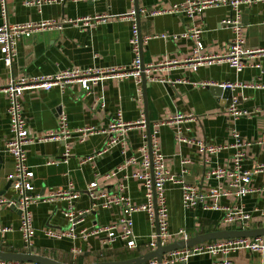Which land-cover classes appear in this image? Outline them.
Masks as SVG:
<instances>
[{
  "label": "crops",
  "instance_id": "0c3cea01",
  "mask_svg": "<svg viewBox=\"0 0 264 264\" xmlns=\"http://www.w3.org/2000/svg\"><path fill=\"white\" fill-rule=\"evenodd\" d=\"M187 0H138L140 7V30L143 37L152 36L143 44L142 58L145 64H154L165 60H184L191 56L196 42L192 38L164 39L156 35H181L192 26L202 29L201 40L204 51L224 53L232 39V31L222 22L230 16L227 6L206 9L201 14L189 17L186 13H160L153 15L146 10H163ZM135 9V0H57L42 8L26 6L23 0H7L8 20L11 23H25L45 19L61 20L96 13L110 15V20L90 29L66 27L61 31L52 30L34 34L33 37L18 40L17 55L10 66L1 59L0 45V84L5 86L10 78L53 75L70 68L130 66L134 59L130 39L133 18L129 17ZM137 21V15L134 16ZM241 20L244 25L246 46L251 49L264 48V2L247 0L242 6ZM4 17L0 5V25ZM260 63L264 70V55L252 60ZM153 76L171 80H184L174 84L154 81L146 86L148 98V117L151 131L154 123L181 112L198 116L195 121L182 124L184 134L203 138L211 144L232 142V132L236 129L251 145L246 147L243 168L253 170L264 163V89L236 88L231 95L242 98L241 107L252 111L250 116L232 118L227 113L231 96L224 98L215 95L204 83L235 84L264 83V71L256 67H247L237 72L228 63L205 65L197 70L176 67L169 70H157ZM143 84L140 87L133 78L110 77L94 85L87 94L80 83L66 87L64 91L55 87L45 90L33 87L25 90L22 100L23 115L27 128L33 137L55 131L62 113L67 115L71 130L84 126L107 127L121 112L126 122H138L146 119L143 97ZM8 94L0 91V196L15 197V189L9 185V175L15 170V159L6 151L11 138L8 115ZM176 126L166 124L159 128L158 140L165 155L171 174L182 177L187 183L195 185L201 191L211 187L229 189L227 180L206 179L205 174L211 168L229 167L232 163L233 148L221 151L217 155L201 153L194 145L180 144L175 138ZM146 128L136 126L127 133V151L121 146L111 148L92 160L84 159L103 147L108 136L97 134L80 142L77 138L34 142L26 146L27 165L34 171L32 180L35 193L48 196L57 190L72 185L81 192L74 202L77 211L90 209L92 200L86 192L90 183L97 181L101 190L121 193L129 198L134 206L147 202L143 180L134 176L144 172L141 167L139 148L148 143L144 139ZM67 145L71 149L68 162L61 158ZM131 156L138 157L137 165H129L124 170L120 166ZM51 160H60L49 164ZM186 172H182L183 170ZM113 173H115L113 175ZM128 175V176H126ZM249 187L253 191L244 197L234 194L220 198L224 206H243L249 218L245 228L264 226V171L253 174ZM168 205V228L170 240L179 239L176 235L184 229L189 237L216 230L241 228V222L225 223L224 212L205 210L202 207L186 209L182 202V190L179 184H166ZM212 200H208L211 202ZM68 201L55 198L48 202H38L30 206L36 233L32 238V247L27 249L20 230L21 213L13 207H0V251L29 252L45 256L64 264H93L99 262L122 261L151 251L149 243L156 226L151 224L145 211L133 214L134 232L138 247L129 249L124 240L110 243L106 233H90L95 226L116 223L124 213L123 205L110 207L96 206L88 212L77 226L79 237L57 239L46 235L45 230H61L67 227L68 220L63 211ZM4 228L8 230L3 231ZM229 259L231 264H264V253L235 251L228 256L200 254L189 258L187 263L176 264H222Z\"/></svg>",
  "mask_w": 264,
  "mask_h": 264
},
{
  "label": "built area",
  "instance_id": "2783aa9c",
  "mask_svg": "<svg viewBox=\"0 0 264 264\" xmlns=\"http://www.w3.org/2000/svg\"><path fill=\"white\" fill-rule=\"evenodd\" d=\"M57 0H23L26 6H35L42 8L46 4H51ZM264 2V0H258ZM247 0H187L180 4H175L163 10H146L142 13H151L153 15L160 13L176 14L180 12L186 13L189 17L195 14H201L206 9L218 6H227L230 8V16L223 20L232 31V39L229 47L224 53H212L204 51V45L201 40L202 29L198 26H192L189 30L181 35L161 34L154 37H162L164 39H178V38H192L195 40L193 54L184 60H165L154 64L142 65L141 58V41L139 37V26L134 18L136 9H132L129 14L133 18L132 34L130 44L134 53V59L130 66H114V67H89V68H70L56 72L53 75H39V76H25L12 77L9 82L3 86L0 84V91L8 94L9 107L8 115L10 119L11 138L6 144V151L10 153L15 159V170L9 175L11 185L15 189V197L0 196V207L8 206L16 208L21 213L20 230L23 235V240L27 249L32 247V238L36 233L33 224L32 213L30 206L38 202H48L55 198H61L68 201L67 208L63 211L68 220L66 228L61 230L47 229L46 235L53 238H77V226L83 221L84 216L95 209L96 206L110 207L112 205H123L124 213L121 218L113 224L95 226L90 233L83 230V236L86 234L106 233L107 239L110 243L117 240H124L129 249L138 247L137 236L134 232L133 214L137 211H145L151 224L156 226V215L158 218V232L154 231L151 234V241L149 247L151 250L157 248V239L159 238L162 245L169 244L171 234L168 228V205L166 199V184L173 182L180 185L182 190V202L186 209H193L202 207L205 210H219L224 212L223 221L225 223L241 222V228H245L244 224L249 218V214L245 212L243 206H224L220 203V198L227 195L234 194L237 197H244L249 195L253 189L249 187L254 173L264 171V163L259 164L253 170L243 168V161L246 158V147L252 142L245 140L241 134L234 129L232 132V142L227 144H211L203 138L191 137L184 134L182 124L187 121H195L198 116L189 113L181 112L175 113L168 118L154 123V129L151 131L149 142L145 143L139 148L141 154V167L145 169L144 172H137L134 176L140 178L144 182L146 188L147 202L145 204L134 206L128 197L119 193H111L108 190H101L98 182L94 181L86 188L92 200V206L87 210L77 211L74 207V202L80 198L81 192L76 190L74 186L70 185L67 188L57 190L56 192L45 196L35 193L33 185L34 171L27 165L26 146L36 141L43 142L48 140H68L77 138L78 141L84 142L90 136L97 134H106L108 136L103 147L87 156L85 160H92L96 157L109 151L111 148L121 146L123 153L127 151V133L140 126L146 127V119H141L138 122H126L123 120L121 112L108 124L107 127L84 126L71 130L69 128L67 115L62 113L59 117V125L55 131L48 132L42 136H31L27 128V120L23 115L22 100L26 89L33 87H42L45 90H51L55 87L62 91L71 84L80 83L83 90L89 94L91 88L100 81L110 77L119 78H133L135 83L140 87L142 85L143 74H145L148 82L162 81L174 84L182 80H171L165 78H158L152 75V72L157 70H169L176 67L191 68L197 70L201 66L213 65L217 63L226 62L237 72H241L247 67H256L263 73V66L260 63L253 64L252 60L258 55H264V48L251 49L246 46V36L244 32V25L241 20L242 6ZM1 11L4 17V22L0 25V45H1V59L5 65L10 66L13 63V58L17 55L18 40L20 38H30L34 34L44 31L57 30L61 31L66 27H79L90 29L100 23H106L110 20V15L106 13H96L94 15H84L74 18H63L61 20L45 19L40 21H32L25 23H11L8 20L7 0H0ZM141 12V10H140ZM152 36H142V43H147ZM203 86L219 85L224 88L229 87L231 90L236 88H261L264 89V83H229V84H214L204 83ZM242 98L237 95H231L227 106V113L234 119L240 117H248L253 112L242 108ZM166 124L176 126L175 138L180 144L194 145L201 153L209 155H217L221 151L233 148L232 163L229 167L218 166L211 168L205 174L206 179L227 180L229 189H222V187H211L207 191L199 190L195 185L187 183L182 177L176 174H171L166 163V158L162 152L158 133L159 128ZM148 139L144 135V139ZM151 149V155H150ZM71 157L70 146L67 145L65 152L61 158L62 162H68ZM60 161V160H59ZM58 160H51L49 164H55ZM138 157L131 156L125 160L118 170H124L129 165H137ZM183 173L186 172L184 169ZM115 173H113L114 175ZM128 176V175H126ZM155 189V193H154ZM208 200H212L208 202ZM8 230L4 228L3 231ZM179 239L187 240L189 235L184 229L177 232ZM235 251H250L264 253V235L258 237H241L221 239L205 242L203 244L186 247L172 251L165 255L161 264H176L187 263L189 258L200 254L217 255L223 253L228 256ZM0 264H42L39 262H21V261H4L0 260ZM143 264H160L156 258L150 259ZM222 264H231L227 258Z\"/></svg>",
  "mask_w": 264,
  "mask_h": 264
},
{
  "label": "water",
  "instance_id": "95a60500",
  "mask_svg": "<svg viewBox=\"0 0 264 264\" xmlns=\"http://www.w3.org/2000/svg\"><path fill=\"white\" fill-rule=\"evenodd\" d=\"M135 9H136V15H137V23L139 26V37L141 41V58H142L143 43H142V34L140 30V7L138 4V0H135ZM142 65L143 67L145 65L143 58H142ZM142 84L144 88L143 97H144L145 113H146L145 114L146 115V127H147L146 130H147L148 142H149V145H151V140H150L151 125H150V120L148 117V98H147V90H146L148 81L146 79L145 74H143ZM209 87L215 95H218V96L222 95L224 98L231 96V89L229 87L224 88L219 85L209 86ZM150 155H151V149H150ZM9 185H11V181H9ZM154 193H155V189H154ZM158 228H159L158 218L156 215V231L157 232H158ZM261 235H264V226L257 227V228H229V229H223V230H216V231H211V232H207L203 234H197L193 237H189L187 240L178 239L166 245H162L160 239L158 238L157 248L155 250H151L145 254H142L137 257L130 258L127 260L99 262V263H93V264H143L146 261L153 259V258H156L161 264L166 254L172 251L178 250V249L203 244L205 242H209L213 240L241 238V237L252 238V237H258ZM0 260L21 261V262H39L42 264H64L59 261L53 260L51 258L34 254L32 251H29L26 253L18 252V251H11V250L0 251Z\"/></svg>",
  "mask_w": 264,
  "mask_h": 264
}]
</instances>
